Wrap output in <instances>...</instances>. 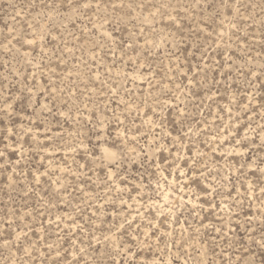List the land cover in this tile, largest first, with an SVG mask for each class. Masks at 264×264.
Wrapping results in <instances>:
<instances>
[{"label":"rangeland","instance_id":"1","mask_svg":"<svg viewBox=\"0 0 264 264\" xmlns=\"http://www.w3.org/2000/svg\"><path fill=\"white\" fill-rule=\"evenodd\" d=\"M0 264H264V0H0Z\"/></svg>","mask_w":264,"mask_h":264},{"label":"bare ground","instance_id":"2","mask_svg":"<svg viewBox=\"0 0 264 264\" xmlns=\"http://www.w3.org/2000/svg\"><path fill=\"white\" fill-rule=\"evenodd\" d=\"M102 151H103V154L106 156V158L109 159V160L114 159L115 156L117 155L116 152H115L114 150H112V149H110V148H107L106 146H103V147H102ZM147 152L150 153V150L148 149ZM135 153H136L137 155L140 154L138 150H135ZM206 186H207V187H210L207 183H206ZM158 215H159V214H158ZM167 263H168V262H167Z\"/></svg>","mask_w":264,"mask_h":264}]
</instances>
